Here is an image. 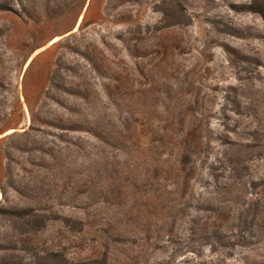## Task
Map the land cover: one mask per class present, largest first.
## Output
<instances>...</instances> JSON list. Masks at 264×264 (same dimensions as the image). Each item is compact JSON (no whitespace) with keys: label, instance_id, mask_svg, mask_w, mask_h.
I'll return each instance as SVG.
<instances>
[{"label":"rangeland","instance_id":"rangeland-1","mask_svg":"<svg viewBox=\"0 0 264 264\" xmlns=\"http://www.w3.org/2000/svg\"><path fill=\"white\" fill-rule=\"evenodd\" d=\"M255 1L7 0L0 174L11 135L30 136L12 151L19 192L8 190V204L0 192V204L52 220L23 238L0 225V247L16 245L26 263L62 252L73 262L107 253L110 264H264Z\"/></svg>","mask_w":264,"mask_h":264},{"label":"trees","instance_id":"trees-1","mask_svg":"<svg viewBox=\"0 0 264 264\" xmlns=\"http://www.w3.org/2000/svg\"><path fill=\"white\" fill-rule=\"evenodd\" d=\"M8 10L7 0H0V11ZM251 11L261 15L264 18V0H256L251 6ZM33 64V63H32ZM31 64V66H32ZM29 132H24L18 134L17 132L11 135L14 144L7 147L4 150L3 160L7 161L6 168L3 174H0V192L3 195L5 202L8 204V190L19 192L18 187L15 182L12 181V164L13 163V154L12 151L25 152L20 144L17 143L18 138L29 137ZM41 149L38 148V151ZM5 179L8 180V184L5 183ZM34 193L38 195L37 191ZM51 218H48L45 214H42L40 210L33 207H16L8 206L3 207L0 204V225H5L10 227L16 236L26 237L29 235L37 236L43 232L48 224V221H51ZM66 223H69V220H65ZM0 251L7 253L4 256H0V264H110L108 255L105 253L101 258L94 260H87L81 262L71 261L64 253L62 252H47L39 253L36 256V259L32 262L26 263L24 258L20 256L19 249L16 245H5L0 247Z\"/></svg>","mask_w":264,"mask_h":264},{"label":"bare ground","instance_id":"bare-ground-1","mask_svg":"<svg viewBox=\"0 0 264 264\" xmlns=\"http://www.w3.org/2000/svg\"><path fill=\"white\" fill-rule=\"evenodd\" d=\"M81 22H82V17H80V19H79V21H78L76 27L74 28L73 33H75V32L78 31ZM59 41H62V38H61V37H56L55 39H53V40L50 42V44H49L48 46H52V45L58 43ZM45 49H46V47H45V48H42V49L39 50L38 52H40V51H42V50H45ZM32 60H33L32 58L29 59V61L27 62L26 66H25V69H27V68L31 65ZM11 132H14V131L12 130ZM0 198H1V194H0Z\"/></svg>","mask_w":264,"mask_h":264}]
</instances>
